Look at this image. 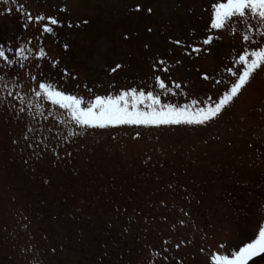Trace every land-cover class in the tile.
Here are the masks:
<instances>
[{"label": "rangeland", "instance_id": "374dc122", "mask_svg": "<svg viewBox=\"0 0 264 264\" xmlns=\"http://www.w3.org/2000/svg\"><path fill=\"white\" fill-rule=\"evenodd\" d=\"M218 2L0 0V45L14 50L12 59L29 39L33 47L23 69L0 60V264H209L220 243L231 248L258 234L264 71L207 125H123L73 137L70 129H81L59 123L62 109L44 101L41 116L27 107L35 99L28 73L41 75L38 64L44 77L86 99L133 87L160 93L159 75L182 86L163 102H218L226 87L215 80L229 79L225 69L246 31L242 22L233 24L235 35L210 31ZM26 13L64 22L43 38L51 59H36L39 27L25 30ZM207 35L220 38L203 46ZM193 45L205 51L189 56Z\"/></svg>", "mask_w": 264, "mask_h": 264}, {"label": "snow or ice", "instance_id": "6c2138e0", "mask_svg": "<svg viewBox=\"0 0 264 264\" xmlns=\"http://www.w3.org/2000/svg\"><path fill=\"white\" fill-rule=\"evenodd\" d=\"M5 2H10V0H5ZM212 9L210 31L220 32L230 29L235 35L237 31V28L233 27L235 22H242L246 25V31L242 37L244 47L237 56L233 57V64L225 69L229 79L215 80L217 85L223 83L226 87V90L219 96L218 102H213L211 97L203 105L196 99L182 105L163 102L162 97L169 96V94L175 96V90L182 89V86L173 81V87H169L159 75L155 76V80L161 90L160 93L138 91L136 87H133L130 90H121L119 95H96L94 99H86L84 96L65 91L51 78L44 77L42 75L43 65L38 64L37 67L41 69V75L28 73L35 85L31 87L35 99L27 107L34 108L41 116L45 114L44 101L62 109L63 118L57 117L59 123H68L81 129L78 132L75 127L71 128L70 135L73 137L82 135L86 129H107L123 125L145 127L207 125L217 119L227 107L241 96L258 72L264 71V0H223V2L214 3ZM8 12L11 13L12 8H8ZM250 21H255L256 26L254 27ZM32 24L39 27V35L35 37L40 43L36 59L38 61L51 59L43 46V38L45 35L56 36L57 29L63 28L64 22L55 15L26 13L25 30ZM68 27H72L70 22ZM219 38V36L207 35L200 41V44L211 46L214 40ZM175 43L181 44V41H175ZM64 47L66 48L67 45ZM32 51L31 39L25 46H18L15 49L18 59L10 58L9 53L14 52L12 48L0 45V60L5 62V67L18 66L23 69L24 62L29 60L28 53ZM203 51H205L203 47L193 45L187 54L189 56L193 53L199 55ZM59 64V60H52V67H57ZM158 64L165 65L163 71H168L165 60L158 61ZM117 67H122V65ZM111 71L116 72L117 68H113ZM63 74L65 78L71 75L67 69H64ZM4 79V76H0V82ZM203 79L209 80L211 77L205 74ZM3 86L0 83V87ZM84 87L89 92L92 91L88 85H84ZM181 94L187 96V93L181 92ZM8 95H12V92L9 91ZM17 98L22 99V97ZM23 110L20 109V111ZM25 138L27 139V136ZM53 150L55 151V149ZM164 243L167 244L168 241H164ZM175 247L179 249L180 245L177 244ZM218 249L210 257L211 264H251L257 257L264 259V225L258 226V234L250 241L240 245L234 244L231 248L227 242L220 243ZM201 251L203 252L204 249L202 248ZM155 255H160V253H155Z\"/></svg>", "mask_w": 264, "mask_h": 264}]
</instances>
